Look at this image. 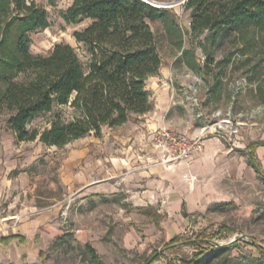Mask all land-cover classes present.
I'll use <instances>...</instances> for the list:
<instances>
[{
  "label": "rangeland",
  "instance_id": "obj_1",
  "mask_svg": "<svg viewBox=\"0 0 264 264\" xmlns=\"http://www.w3.org/2000/svg\"><path fill=\"white\" fill-rule=\"evenodd\" d=\"M35 1L47 9L50 25L31 33L32 52L46 55L56 43L69 42L86 60L85 45L74 32L91 19L66 22L63 13L73 0ZM166 2L173 3L178 15L183 45H178L177 36L167 32L161 20L152 21L163 58L156 81L153 77L146 81L153 109V92L164 78L171 84L170 116L179 113L192 119L191 132L209 124L213 130L206 140L214 138L225 146L228 167L221 175L207 178L190 175L191 181L208 187L209 197L193 220L182 224L180 214L159 210L156 205L136 207L123 197L66 190L58 177L60 160L48 163V154L54 153H44L40 164L31 166L39 176L34 180L37 185L31 202L41 212H56L41 224L43 255L38 264H142L155 249L160 257L151 264H257L258 260L264 264L259 249V245L264 247V145L257 148L263 173L247 162L249 143L264 139V23L208 28L191 35L192 9L186 0ZM152 84H156L155 90ZM62 110L65 117L71 115L72 108ZM8 116L1 113L0 136L12 141L14 130ZM52 117L51 112L38 114L30 126L42 129ZM131 117L139 119L137 113ZM107 173L112 174L110 169ZM4 206L8 210L7 202L0 209ZM21 207L18 203L14 209ZM192 259L196 260L184 262Z\"/></svg>",
  "mask_w": 264,
  "mask_h": 264
},
{
  "label": "trees",
  "instance_id": "obj_2",
  "mask_svg": "<svg viewBox=\"0 0 264 264\" xmlns=\"http://www.w3.org/2000/svg\"><path fill=\"white\" fill-rule=\"evenodd\" d=\"M166 1L73 0L63 13L66 22L91 19L74 32L85 45L83 60L69 42L56 43L46 55L32 52L31 33L50 25L47 9L35 0H0V121L1 113L9 114L7 121L18 140L39 137L48 145L63 146L92 132L101 135L104 125L123 124L133 113L152 110L146 81L163 65L152 21L161 20L183 45V29L173 6L155 3ZM185 4L192 9L191 35L208 28L264 23V0H186ZM64 106L72 108L69 117L63 115ZM47 112L53 113L48 126H30L38 114ZM260 145L264 139L249 143L248 162L263 173L256 153ZM87 246L98 257L91 243ZM259 249L264 254V247ZM159 257L155 249L142 264Z\"/></svg>",
  "mask_w": 264,
  "mask_h": 264
},
{
  "label": "crops",
  "instance_id": "obj_3",
  "mask_svg": "<svg viewBox=\"0 0 264 264\" xmlns=\"http://www.w3.org/2000/svg\"><path fill=\"white\" fill-rule=\"evenodd\" d=\"M150 77L156 81L155 75ZM162 80L164 83L153 92V110L137 114L139 119L130 117L120 125H104L101 135L92 132L63 146L48 145L39 137L18 140L15 132L12 141L0 136V204L8 203V210L6 206L0 209V264L39 263L41 224L56 210L41 212L31 202L37 185L34 180L39 178L31 166L39 165V158L46 152L54 153L48 154V163L60 160L59 181L69 191L94 190L103 196L123 197L136 207L156 205L159 210L180 214L182 224L193 220L194 213L207 205L208 187L191 181L190 175H221L228 167V151L216 139L208 138L204 151L191 164L168 167L156 163L160 153L151 145L150 130L163 125L191 130L194 124L179 113L170 116L171 84ZM155 85L152 84L153 90ZM107 169L117 177H110ZM18 203L22 207L14 209ZM12 235L17 236L2 240Z\"/></svg>",
  "mask_w": 264,
  "mask_h": 264
},
{
  "label": "built area",
  "instance_id": "obj_4",
  "mask_svg": "<svg viewBox=\"0 0 264 264\" xmlns=\"http://www.w3.org/2000/svg\"><path fill=\"white\" fill-rule=\"evenodd\" d=\"M211 130L213 128H210L209 124L201 126L194 132L180 130L170 125L150 130L151 145L160 153V159L156 163L165 164L168 167L179 163L191 164L204 151L206 135ZM110 175V177H116V175Z\"/></svg>",
  "mask_w": 264,
  "mask_h": 264
},
{
  "label": "water",
  "instance_id": "obj_5",
  "mask_svg": "<svg viewBox=\"0 0 264 264\" xmlns=\"http://www.w3.org/2000/svg\"><path fill=\"white\" fill-rule=\"evenodd\" d=\"M155 3H159L160 5H163V6H173V3L171 2H155Z\"/></svg>",
  "mask_w": 264,
  "mask_h": 264
}]
</instances>
